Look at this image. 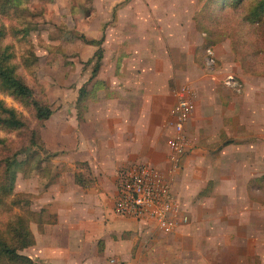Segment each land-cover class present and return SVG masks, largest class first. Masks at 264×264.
<instances>
[{"label":"rangeland","instance_id":"obj_1","mask_svg":"<svg viewBox=\"0 0 264 264\" xmlns=\"http://www.w3.org/2000/svg\"><path fill=\"white\" fill-rule=\"evenodd\" d=\"M95 1L96 6L94 0H0V45H8L10 62L16 74L39 97L44 95L50 105L52 115L47 125L56 124L55 117L66 123L59 137H51L63 148L49 150L35 134L38 129L40 135L44 124L38 127L39 121L32 107L0 90V99L14 107L24 121V125L18 128L0 126V189L4 182L8 183L10 171L14 176L11 193L0 200V226L15 213L28 214L26 207L29 208L31 193L22 191L27 187L26 177L52 178L48 161L57 152L73 151L75 145L73 148L68 146L71 140L77 142V146H87L100 139L105 149L108 144L105 141H115L117 133L110 134L104 118L98 120L94 117L98 122L94 129H89L90 114L86 108L94 101L95 96L90 94L101 87L90 83L109 80L111 70L104 67L100 78H97V70L88 79L94 61V58H88L95 46L86 39L103 36L104 26L113 19L118 5L124 6L130 0L113 4L106 22L100 21L104 15V0ZM255 1L241 0L239 4L222 9L213 3H209L210 8H204L206 0L172 1V4L178 3V14H175H180L179 23H183L180 10L184 11L190 4L194 33H198L204 43L205 34L199 27L211 30L218 34L212 46L227 41L228 50L220 57L213 51V71L208 72L203 65L204 49L201 45L198 64L195 63L192 69L178 71L175 81L179 83L171 88V102H174L175 91L181 84L188 82L190 88L193 86L191 76L200 79L213 73L207 77L215 80L218 85L215 89L226 87L232 90L237 104L236 107L230 104L232 108L224 118L228 124L216 130L207 142L200 143L197 131L198 128L201 131L206 129V125L201 120H187L190 143L170 176L177 211L186 215V219H175L178 221L172 228L162 229L150 221L110 212L104 216L106 231L96 240L101 241L96 242L101 257L99 263L106 264L108 257H114L120 264H264V52H260L263 57L259 62L246 71L234 59L229 44L232 36L236 47L244 46L253 51L255 45L264 46V37L260 36L261 31L264 32V14L258 23L249 24L250 21L243 19V14ZM168 25L162 22V27L168 28ZM241 56L245 58L243 54ZM228 73L238 82V89H231L222 82ZM82 83L91 93L80 102L77 116L76 93ZM100 89L96 93L102 98L105 88ZM101 106L104 109V105ZM233 109L237 110L235 125L231 116ZM159 128V147L147 152L151 159L144 157L112 163L111 167H105L109 171L111 168L112 174L109 175L114 178L121 167L134 162H148L165 170L167 148L161 143L165 144L170 132L166 119ZM212 132L210 129V135ZM29 137L34 139V144L28 143ZM104 151L95 149L99 156L104 155ZM7 157L12 163L10 167L4 164ZM156 161L158 164H153ZM13 199H18V204L11 202ZM43 217L52 219L46 212ZM88 247L93 252L90 242ZM34 264L40 263L35 260Z\"/></svg>","mask_w":264,"mask_h":264},{"label":"crops","instance_id":"obj_2","mask_svg":"<svg viewBox=\"0 0 264 264\" xmlns=\"http://www.w3.org/2000/svg\"><path fill=\"white\" fill-rule=\"evenodd\" d=\"M118 1H102L104 15L101 22L108 20L112 5ZM172 1L130 0L124 6L118 5L113 19L106 22L97 78H100L104 67L109 68L111 73L109 80L102 81L100 88H105L103 97L96 93L101 89L96 88L90 94L95 96L94 101L86 109L90 114L89 129H94L98 120L104 118L110 134L117 133L116 142L105 141L108 143L105 149L98 137V141L94 140L89 146H77L78 143L71 140L68 146L73 148L75 145L73 151L57 152L50 157L48 166L52 178L26 177L27 187L22 191L31 193L29 208L34 211L43 208L52 216L51 220L41 222L39 228L35 221H29L34 243L23 248L22 253L31 257L33 264L35 260L40 264H101L96 240L106 231L104 216L110 212L115 215L112 210L115 177L109 175L112 174L111 168L109 171L105 167L124 160L151 159L147 152L159 147L157 135L159 127L168 117L172 103L171 88L179 83L175 81L178 71L192 69L200 60L199 48L203 40L193 31L191 5L187 4L184 11L180 10L183 23H179L177 18L180 14L176 15L178 3L172 4ZM162 22L169 27H162ZM212 49L215 56L226 54L227 41L219 42ZM207 75L200 79L191 76L194 79L191 86L194 108L189 118L192 122L201 120L207 129H197L200 143L207 142L216 130L228 124L224 118L232 108L230 104L234 107L237 104V98L230 92L232 90L226 87L215 89L217 83ZM101 105L104 109L100 108ZM234 110L231 113L233 125L237 113ZM51 115L44 120L40 137L47 149L55 151L63 147L51 137H59L66 123L55 117L56 124L47 125ZM94 117L98 120L94 121ZM210 129L213 131L211 135ZM161 144L165 146L166 139L165 144ZM98 148L105 150V154L97 155L95 149ZM77 161L86 162V170L94 179L91 185L81 186L74 182L73 171L81 170L76 167ZM154 163L158 164L157 161ZM102 168H105L104 171H100ZM88 242L93 245V252Z\"/></svg>","mask_w":264,"mask_h":264},{"label":"trees","instance_id":"obj_3","mask_svg":"<svg viewBox=\"0 0 264 264\" xmlns=\"http://www.w3.org/2000/svg\"><path fill=\"white\" fill-rule=\"evenodd\" d=\"M240 2L241 0H206V6H204V8H210L208 7L209 3H213L216 7L222 9L225 6L232 7L236 4H239ZM263 14L264 0H256L247 8L245 13L243 14V19L250 21L249 24H253V21H256L258 23L259 21H261L259 19ZM249 26L251 27V25ZM211 27L213 28L214 25H212ZM199 28L203 32V34H205V41L202 44V49L207 46H212L217 41L218 38L216 37H218V34L215 35L213 31L204 29V27ZM1 36L2 32L0 31V37ZM260 36L263 38L264 32L261 31ZM102 41V35L99 38L86 39V42L95 46L92 55L88 58L89 60L91 58H94L88 79L95 75V73L99 69L101 57L103 54V47L101 45ZM234 41V37L231 36L229 44L230 49L233 52L234 59L238 62L239 65H241L243 70L250 71V67L252 68L253 65L256 62H259L260 58L263 57V54H260V52H264V46L255 45L252 49L253 51H251L244 46L236 47ZM241 54L245 56L244 59ZM10 57L11 52L8 49V45H0V90L14 99L29 104L33 109L35 118L39 121L38 127H41V125L44 124V120L48 118V116L52 113V109L50 108L48 102L44 99V95L42 97H39L34 92L33 88L30 87L22 78H20L16 74L13 64L10 62ZM102 84V81H92L91 83V85L93 86H101ZM90 93V90L85 87L84 83L78 86L76 93V108L78 107L77 116H79L80 113V102L84 100V98ZM35 94L37 96H35ZM23 125L24 121L22 120L20 114L16 111V109L10 105L5 104L0 99V126L11 129L18 128ZM35 134L37 135V137H40L38 129L35 131ZM31 135L33 136L34 133H31ZM40 140H42L41 137ZM28 143L30 145L34 144V139L32 137H29ZM44 162L45 159L42 160L43 164ZM4 164L5 167H7L12 163L7 157L5 158ZM76 164L83 165V167H79L76 165V167L80 168L81 170L73 171L74 182L81 186L91 185L94 182V179L88 174V171L86 170V162L77 161ZM13 177V171H10L8 183L4 182L1 186L0 200L2 199V196L7 194L9 195L11 193ZM17 200L18 199H13L11 202L15 204ZM26 208L28 214L23 215L20 213H15L11 218L7 219L3 223V225H1L2 227L0 226V264H32L31 257L20 252V249H23L34 243V235L29 227V221H35L37 227L39 228L41 226V222L46 221L43 217V213L45 212V210L43 208H40L34 211L29 209L28 207ZM100 242L101 241H98L97 243Z\"/></svg>","mask_w":264,"mask_h":264},{"label":"built area","instance_id":"obj_4","mask_svg":"<svg viewBox=\"0 0 264 264\" xmlns=\"http://www.w3.org/2000/svg\"><path fill=\"white\" fill-rule=\"evenodd\" d=\"M203 51L204 68L212 72L213 49L207 46ZM222 82L231 89H238V82L230 73ZM192 94V89L187 83L181 84L175 91L174 102L166 118L170 132L166 138L165 170H160L159 167L148 162H134L121 167L116 172L112 203L115 214L150 221L154 226L162 229H170L178 220L186 219V215L177 211V204L170 187V176L190 143L186 123L194 108ZM106 264H120V262L114 257H108Z\"/></svg>","mask_w":264,"mask_h":264}]
</instances>
